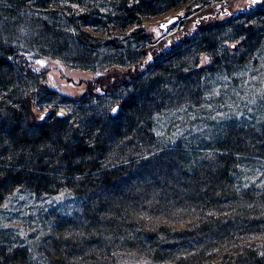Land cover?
<instances>
[{"label": "trees", "instance_id": "1", "mask_svg": "<svg viewBox=\"0 0 264 264\" xmlns=\"http://www.w3.org/2000/svg\"><path fill=\"white\" fill-rule=\"evenodd\" d=\"M191 1L0 0V203L18 187L39 194L69 187L85 197L82 214L56 220V262L88 253L95 264H117L113 248L123 242L162 264H264V182L248 186L240 178L241 157L264 153V125L246 135L228 126L207 156L159 145L155 131L171 86L207 69L184 71L192 47L216 53L226 38L241 36L227 48L255 53L264 43V0L231 14L218 7L215 21L155 50L144 18ZM39 9L45 15L31 16ZM89 25L133 28L134 39L147 44L134 52L133 64L113 65L124 69L102 73L81 95L70 96L49 86L45 71L21 52L18 37L33 31L34 42L62 52L74 38L71 26L92 38L83 29ZM104 40L115 51L124 46L118 34ZM77 50L82 60L90 56L85 45ZM108 94L119 97L117 114L103 107ZM46 97L78 110L57 109L37 121L33 107ZM0 264L37 263L26 248L0 246Z\"/></svg>", "mask_w": 264, "mask_h": 264}, {"label": "rangeland", "instance_id": "2", "mask_svg": "<svg viewBox=\"0 0 264 264\" xmlns=\"http://www.w3.org/2000/svg\"><path fill=\"white\" fill-rule=\"evenodd\" d=\"M196 1L199 0L144 18L145 30L151 36L150 45L155 50H164L172 45L173 40L189 35L194 28L215 21L214 9L222 7L231 14L254 0H200L199 4H195ZM67 4L75 10L82 9L78 4ZM35 12L31 16L45 15V11L40 9ZM174 17L177 18L175 22L163 26ZM83 29L92 38H86L71 26L69 31L72 30L74 38L68 49L62 52L44 49L43 45L34 42L32 37H36L37 33L33 31H23L18 37L21 39V52L33 67L45 71L49 86L70 96L81 95L88 82L102 73L115 75L124 69L110 68L113 65L133 64L134 52L144 43L147 44L134 39L131 35L133 28L104 30L89 25ZM113 34L123 39L124 46L119 51L112 50L104 40ZM237 35L234 32L233 36ZM240 39L241 36H229L219 45L216 53L210 49L198 51V47L189 49L182 61L184 71L194 72L202 67L207 69L200 75L187 74L184 76L187 78L185 84L179 81L177 86H171L167 91L168 99L164 100L155 121V131L161 141L159 145L180 146L207 156L213 153L228 126L240 128L246 135L249 129L255 131L264 125V43L255 53H249L247 49L235 51L227 48ZM80 45L87 46L90 55L85 56L84 60L78 54ZM219 57L222 62L215 64ZM34 86L32 83L31 87ZM118 98L115 94L104 95L101 99L103 107L111 105V109L115 107L113 114H117L120 107ZM53 100L46 97L36 103L33 112L37 121L57 109L72 115L78 110L72 102L62 101L58 97ZM95 105L98 106L96 102ZM251 133L248 135L250 140L254 138ZM253 153L241 157L240 178L243 185H260L264 182V153ZM84 200L85 197L82 200L69 187L54 194H39L25 187L16 188L0 203V246L26 248L31 260L37 264H95L88 253L58 263L53 251V237L57 236L56 220L60 215L76 217L82 214ZM122 243L113 248L117 264H162L146 251L126 247ZM108 260L113 261L112 258Z\"/></svg>", "mask_w": 264, "mask_h": 264}, {"label": "water", "instance_id": "3", "mask_svg": "<svg viewBox=\"0 0 264 264\" xmlns=\"http://www.w3.org/2000/svg\"><path fill=\"white\" fill-rule=\"evenodd\" d=\"M176 20H177L176 17L171 18L170 20L166 21V22L164 23L163 26L165 27V26H167V25H169V24H172V23L175 22Z\"/></svg>", "mask_w": 264, "mask_h": 264}]
</instances>
